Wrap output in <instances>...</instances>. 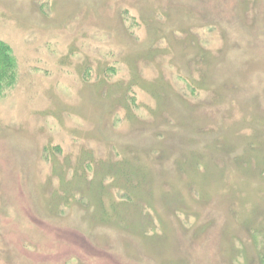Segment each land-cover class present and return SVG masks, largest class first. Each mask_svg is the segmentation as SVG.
<instances>
[{
    "label": "rangeland",
    "instance_id": "rangeland-1",
    "mask_svg": "<svg viewBox=\"0 0 264 264\" xmlns=\"http://www.w3.org/2000/svg\"><path fill=\"white\" fill-rule=\"evenodd\" d=\"M0 264H264V0H0Z\"/></svg>",
    "mask_w": 264,
    "mask_h": 264
},
{
    "label": "trees",
    "instance_id": "trees-1",
    "mask_svg": "<svg viewBox=\"0 0 264 264\" xmlns=\"http://www.w3.org/2000/svg\"><path fill=\"white\" fill-rule=\"evenodd\" d=\"M18 77L17 60L9 44L0 40V96L10 90Z\"/></svg>",
    "mask_w": 264,
    "mask_h": 264
}]
</instances>
